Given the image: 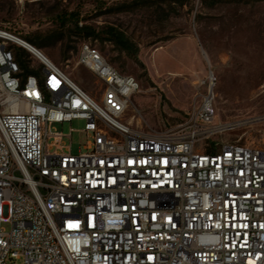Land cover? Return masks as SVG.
Returning a JSON list of instances; mask_svg holds the SVG:
<instances>
[{
  "label": "built area",
  "instance_id": "2783aa9c",
  "mask_svg": "<svg viewBox=\"0 0 264 264\" xmlns=\"http://www.w3.org/2000/svg\"><path fill=\"white\" fill-rule=\"evenodd\" d=\"M17 38L0 29V264H264V149L216 142L212 70L184 127L144 132L126 121L139 82L96 46L77 65L99 101L46 56L25 75ZM74 121L84 151L59 152L75 131L51 126Z\"/></svg>",
  "mask_w": 264,
  "mask_h": 264
},
{
  "label": "rangeland",
  "instance_id": "374dc122",
  "mask_svg": "<svg viewBox=\"0 0 264 264\" xmlns=\"http://www.w3.org/2000/svg\"><path fill=\"white\" fill-rule=\"evenodd\" d=\"M0 29L27 43L42 41L45 47L29 44L99 101L102 85L77 65L81 46H96L120 73L139 82L126 121L144 132L184 127L202 101L198 82L212 70L216 122L228 127L216 142L264 149V0H0ZM112 31L132 42L133 54L109 41ZM18 48L39 66L27 49L12 46ZM85 124L51 126L65 136L75 131L59 152L70 146L74 155L84 151ZM2 229L10 232V224Z\"/></svg>",
  "mask_w": 264,
  "mask_h": 264
},
{
  "label": "trees",
  "instance_id": "16d2710c",
  "mask_svg": "<svg viewBox=\"0 0 264 264\" xmlns=\"http://www.w3.org/2000/svg\"><path fill=\"white\" fill-rule=\"evenodd\" d=\"M82 32H83L82 30H79V33H82ZM84 34L88 37L93 35V33H90V32H86ZM109 35L111 37L109 41H112L122 51H125L129 54H133V52L135 51L134 45L125 35L121 34L120 32H117V31H112L109 33ZM28 42L33 44V45H36V46L38 45L40 47H45L44 44L42 43V41H40V40H31L30 39V40H28ZM14 53L16 55L18 62L20 63L21 68L24 70L25 75H30V74L37 75L38 74V73L30 70L31 58L25 50L18 48V49L14 50ZM208 153L214 154V153H216V149L209 147Z\"/></svg>",
  "mask_w": 264,
  "mask_h": 264
},
{
  "label": "bare ground",
  "instance_id": "6f19581e",
  "mask_svg": "<svg viewBox=\"0 0 264 264\" xmlns=\"http://www.w3.org/2000/svg\"><path fill=\"white\" fill-rule=\"evenodd\" d=\"M14 42H15V44L19 45L20 47L27 49L29 52H31L35 56H38V57L44 56L45 57V54L43 52H41L39 49L33 47L29 43H27V42H25L19 38L15 39ZM233 126H236V125H233Z\"/></svg>",
  "mask_w": 264,
  "mask_h": 264
}]
</instances>
